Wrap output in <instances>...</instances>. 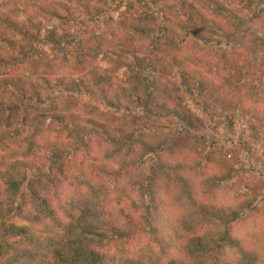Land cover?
Wrapping results in <instances>:
<instances>
[{
	"label": "trees",
	"instance_id": "trees-1",
	"mask_svg": "<svg viewBox=\"0 0 264 264\" xmlns=\"http://www.w3.org/2000/svg\"><path fill=\"white\" fill-rule=\"evenodd\" d=\"M41 1L0 0V69L8 73L25 60L33 70L55 72L48 47L74 54L82 75L56 74L32 86L0 73V264H264L259 248L231 233L264 202V175L253 177L256 185L238 181V207L213 208L201 203L204 195L232 181L233 189L235 176L210 174L195 183L196 166L179 156L211 141L197 168L218 163L238 124L264 148V0H90L96 4L85 17L110 32L108 46L105 33L83 41L60 26L38 38ZM104 6L119 14L118 42ZM50 13L66 23L65 15ZM16 37L20 50L10 44ZM102 57L111 69L100 66ZM247 96L262 108H247ZM103 110L114 114L112 122ZM108 146L129 154L138 147L132 165L153 156L147 175L126 183L128 165L119 169L109 152L94 150ZM16 163L32 180L12 173ZM204 211L208 218L198 216ZM12 215L26 224L11 222ZM203 221L214 235H204ZM141 238L160 258L139 255L148 254L136 249Z\"/></svg>",
	"mask_w": 264,
	"mask_h": 264
},
{
	"label": "rangeland",
	"instance_id": "rangeland-1",
	"mask_svg": "<svg viewBox=\"0 0 264 264\" xmlns=\"http://www.w3.org/2000/svg\"><path fill=\"white\" fill-rule=\"evenodd\" d=\"M37 1L38 0H35L34 4L39 3ZM94 2L95 1H90V0L88 1L87 0L86 1L85 0H56L54 2L52 1L49 2L46 0L41 1L43 13H44L39 16V20L41 21V31H38L35 29V34L38 35V38L43 39V37L47 35L48 30H52L56 26H60L58 27L59 31L62 30L63 32H70L72 35L78 36L81 40L88 41V40L95 39L96 35H98L99 33H105L106 42H107L105 44L106 46H108L107 44H110V41L113 38L112 36L107 35L110 32L107 31V29L105 30L104 27L97 22L96 23L88 22V18L85 17V13L89 11V8L95 6L96 3ZM97 5L103 6L102 4H98V3ZM234 6H235L234 8L241 9V5H234ZM102 8L110 11L109 12L110 16L114 18L113 22H115L118 25V26L113 25L112 27L115 29V31H117L115 35L116 36L115 41L116 42L120 41L121 31L119 30V28H120L121 22L117 20V18H119L118 12H114L115 11L114 7L104 6ZM124 10L125 8H122L120 11H124ZM51 11L59 12L60 14L65 15L64 18H65L66 23L64 25H61V20L53 17L50 13ZM249 15L252 16L253 14L249 13ZM19 20H23V16L21 13L19 16ZM263 24H264V19L260 21V25L263 26ZM19 39L20 37H16L14 39L15 43H13V41H10L11 46L13 44H16L19 47L18 50H20V47L22 46L20 43H18ZM147 44L148 43H143L140 45L141 47L140 51H141V54L143 55L147 54V51H146ZM11 46L9 49L10 52L13 48ZM45 51L47 52V56L50 57L51 60H54L55 62H57L56 63L57 70H55V72L48 71V72L41 73L39 69L35 67V69L33 70V67L30 66L31 64H29L25 60H22L25 63L21 65L17 64L16 67H14V65L11 67V62H10L9 66L12 69H9L8 73H7V70L4 71L3 69H0V73L1 74L4 73L6 78L13 77L14 79L15 78H25L26 80H30V84L32 86H35V83L44 84L46 78H49L52 75L54 76L56 74L58 75L63 74L69 78L82 75L80 71H77L76 69L73 68L75 67L74 66V63H75L74 54L68 55L65 58L62 56L63 53L61 49H59L58 51H56V53H54L53 52L54 50H52V48L49 49L47 47ZM126 60L128 61L129 59L126 58ZM98 63L100 64V66L105 67L107 69L112 68V63H109L105 59L103 60V57L99 59ZM211 64L214 65V64H217V62L211 59ZM231 65H234V64L231 62ZM125 72H126L125 69L122 68V70H120L117 73V76L123 77ZM30 84L28 88H31ZM29 90H33V89H29ZM249 95L251 96L252 93L249 92ZM242 100H245L244 102H246L247 108H250L251 106H254V107L257 106L258 108L261 109L263 106L262 103H260V105L254 104L253 101H251L249 96H247L246 98H243ZM89 102H92V101H89ZM77 111L82 112V109L78 108ZM103 111L106 112L103 116L104 119H106L109 122H112V119L114 118V114H111L107 112L106 110H103ZM110 128L111 127H108V129ZM240 128L241 126L240 124H238L237 131H236L237 138L234 140V144L225 143L226 148H227L226 150H224V152L226 153V157L223 155L222 159H220L218 163L211 162L209 165H207L208 168L206 169H205L206 166L204 167V169H202V167L197 168V165L201 164V161L204 158V155L207 154L209 150L211 149V146H210L212 145L211 141L209 142L208 147L196 145V147L192 148V150L187 155H185L184 153H179V156L181 158H184L183 160H186L188 163L190 160H192L190 163L192 164L193 167L196 166L197 170L193 171L194 173L193 180L195 183L198 181H202V179L205 178L206 175H210V174L221 175L222 173L224 174L231 173L232 175L235 176L233 189L231 188L232 183H233L232 181L231 184L229 185L230 186L229 189L224 187L225 186L224 185L223 186L224 189H220L216 191L210 190L207 192L206 195H204V197L202 196V194L199 195V197H203L205 199V200L204 199L201 200L202 204H210V206H214L213 208H223V209L228 208V207H233V208L238 207V205L241 203V197L240 196L235 197L236 195L235 188L239 184L238 181L239 182L241 181L242 185L240 186H243L244 184L246 185V184L251 183V181L253 180V177L256 178L257 176L264 175V148L263 146L260 143L252 142L253 135L252 133L248 134L247 128L246 129L244 128L240 129ZM242 129H244V134L246 137H239L240 131H243ZM244 140L247 141L248 143L247 146L243 144ZM229 142H232V141H229ZM94 150H96L97 153L101 155L102 157L104 156L105 152H107V155L109 152L110 154V159H108L109 163H112V165L114 164L119 169H123L125 167V164L128 165L126 169H124V175L126 173L128 174L126 176V183H130V184L131 182L129 181V179L131 178V175L137 174L136 176H140V177L146 176L151 164L154 161V157L151 155H148L144 157L143 163H141L140 165H136V164L132 165L131 162L133 160L135 161L136 157L141 156V152H138L139 150L138 147L134 148V151L132 154L131 153L129 154L127 150L125 152L124 150H117V148L114 146H108L107 148L103 147L100 150H98L95 147ZM203 164L205 165V162H203ZM16 165L17 163L15 164V170L12 171L13 174H15L16 172L20 179H22L23 176H26V178H28L27 181L32 180L33 178L32 174L28 172L27 169H25L24 167H21L20 165L19 166H16ZM44 171L48 173L46 169ZM253 181H254V185H256V183L258 182L256 180H253ZM25 187H24V191H26ZM70 191L71 190L67 188L64 190V194H63L64 199L67 198ZM197 207L198 206L194 208H197ZM257 207H258L257 208L258 210L256 212L252 213L251 215H246L243 219L241 218L240 220L235 222L231 226V233L234 236V238L241 240L244 246L249 247V248H255V249L259 248L260 253L264 254V202L263 201H261V203L259 202L257 204ZM195 212L197 211H194V213ZM198 216L200 218L201 217L208 218V211H204L200 213ZM184 217L185 215H181L180 221H182ZM9 220L13 223L20 224V225L26 224V222L23 219H20L14 215H12ZM202 223H203L202 229L204 231V235H207V236L214 235V231L209 229L208 227L209 225H206L207 221H203ZM137 243L138 244H137L136 249L141 248L143 251L148 252V254H139V255H145L146 257L153 258V256H155L153 253H158L159 258H160V254L157 251L158 248H156L155 245L148 239L146 238L138 239ZM149 248L151 249L153 248L152 252L149 250ZM149 252L151 253L149 254ZM164 258L162 257V260Z\"/></svg>",
	"mask_w": 264,
	"mask_h": 264
}]
</instances>
